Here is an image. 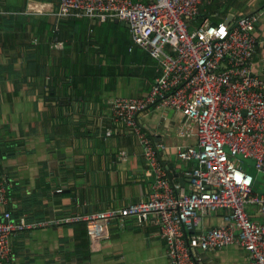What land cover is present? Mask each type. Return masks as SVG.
Returning a JSON list of instances; mask_svg holds the SVG:
<instances>
[{"label": "crops", "instance_id": "1", "mask_svg": "<svg viewBox=\"0 0 264 264\" xmlns=\"http://www.w3.org/2000/svg\"><path fill=\"white\" fill-rule=\"evenodd\" d=\"M8 1L9 7L24 10L29 0ZM232 9L235 18L258 17L253 68L264 81V0H237ZM5 10L0 7V182L21 189L9 210L20 209L21 198L40 192V186L46 192L37 199L39 205L21 216L29 221L147 200L154 176L143 145L127 127L113 123L110 102L147 97L156 62L133 43L124 22L2 15ZM8 19L11 24L4 22ZM61 79L65 94L48 100L54 93L50 82ZM65 101L70 112L59 110ZM137 118L155 145L166 146L159 152L160 164L188 192L187 172L194 162L180 160L176 152L178 146L197 144L196 128L169 108L152 106ZM182 125L188 129L184 136ZM248 211L261 220L255 207ZM224 214H210L196 232L222 225ZM13 249L16 264H172L153 216L142 224L134 218L117 220L95 244L84 223L23 231L13 238ZM192 257L196 264H248L247 252L236 244L195 250Z\"/></svg>", "mask_w": 264, "mask_h": 264}, {"label": "built area", "instance_id": "2", "mask_svg": "<svg viewBox=\"0 0 264 264\" xmlns=\"http://www.w3.org/2000/svg\"><path fill=\"white\" fill-rule=\"evenodd\" d=\"M213 1L59 0L56 7L27 2V15L124 22L133 43L156 62L157 76L147 97L110 102L113 123L127 127L143 145L154 184L145 201L28 222L12 217L9 185L0 182V264H16L13 238L19 232L84 223L95 244L107 237L113 222L134 218L142 224L151 216L172 264H196L195 250L218 251L235 244L247 252L248 264H264V193L254 190L256 178L241 161L253 160L258 176L264 177V81L253 68L258 17L215 24L206 15ZM152 106L174 110L197 130V144L178 146L176 152L180 160L194 162L187 172L188 192L173 183L160 164L159 152L166 146L155 145L138 121ZM185 128L181 126L183 136ZM248 207H255L261 220L253 218ZM220 210L225 211L222 225L193 232Z\"/></svg>", "mask_w": 264, "mask_h": 264}, {"label": "trees", "instance_id": "3", "mask_svg": "<svg viewBox=\"0 0 264 264\" xmlns=\"http://www.w3.org/2000/svg\"><path fill=\"white\" fill-rule=\"evenodd\" d=\"M37 2H49L52 3L55 7L58 5V1L59 0H34ZM0 7H5L8 10H5L6 12H1L2 15L6 14L8 16H14L15 14H19V15H25L24 10L23 9H18L16 7H9V1L8 0H0ZM234 7H237V0H214L212 2V4L210 6L207 7L206 10V15H209L212 19V21L215 24L220 23L221 21H224L225 19H227V17L233 13V9ZM13 9V10H12ZM8 11V12H7ZM27 15V14H26ZM87 17V16H84ZM244 17V16H243ZM89 18V17H87ZM93 19V18H91ZM95 20V19H94ZM4 22H8L9 24H11L12 20L8 19L5 20ZM93 73L96 74V72L94 71ZM57 80H52V82H50V89H53V92L49 97L48 100L53 101L54 96L55 97H63V93L65 94V88L67 87V84L64 82V79H61L60 82H56ZM57 84V85H56ZM70 105H68V103L65 101L63 104H61L60 107V111L61 112H70ZM8 144V143H7ZM10 147V144L7 145V148ZM3 155L8 156V154H6V151L2 152ZM242 164L245 166V169L248 173L252 174L255 178V184H254V190L256 191V188L258 185H260L261 183V179L258 174L256 172L255 169H252L249 165H246L242 162ZM47 177V174H44L41 178L40 181H44ZM263 177V176H262ZM264 179V177H263ZM264 181V180H262ZM40 192L35 193L34 195H32V197H28V198H21V203H20V209L18 210H13L12 211V217L14 219H18L19 217H21L23 215L24 212H29L31 213L33 211L34 206H38L39 205V201L37 200L38 198H40L41 193L43 195H45L46 192V188L42 189V187L40 186ZM20 192L21 189L19 186H13L10 187V191H9V195L11 196V198H17L20 196ZM22 208V209H21ZM28 222H33V221H29Z\"/></svg>", "mask_w": 264, "mask_h": 264}, {"label": "rangeland", "instance_id": "4", "mask_svg": "<svg viewBox=\"0 0 264 264\" xmlns=\"http://www.w3.org/2000/svg\"><path fill=\"white\" fill-rule=\"evenodd\" d=\"M114 55H115V54H114ZM241 161H242L244 164L249 165L252 169H254L255 162H254L253 160H251V159L242 160V159H241ZM260 179H261V183H260V185L257 186V188H256V192H258V193H263V192H264V181H262V180H264V179H263L262 176L260 177Z\"/></svg>", "mask_w": 264, "mask_h": 264}, {"label": "water", "instance_id": "5", "mask_svg": "<svg viewBox=\"0 0 264 264\" xmlns=\"http://www.w3.org/2000/svg\"><path fill=\"white\" fill-rule=\"evenodd\" d=\"M234 19H235V16H234L233 14H230V15L227 17V19L225 20V24H226V25H232ZM126 26L129 28V26H128L127 24H126ZM195 231H196V229H194L193 232H195Z\"/></svg>", "mask_w": 264, "mask_h": 264}]
</instances>
